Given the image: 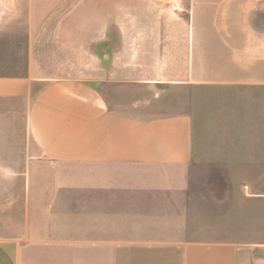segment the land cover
I'll list each match as a JSON object with an SVG mask.
<instances>
[{
  "label": "crops",
  "instance_id": "obj_1",
  "mask_svg": "<svg viewBox=\"0 0 264 264\" xmlns=\"http://www.w3.org/2000/svg\"><path fill=\"white\" fill-rule=\"evenodd\" d=\"M16 1L40 4L39 17L44 3L66 0ZM86 1L97 6L87 14L89 30L105 41L109 0ZM161 1L149 7L161 13L159 24L150 17L151 25L130 27L120 19L124 80L245 89L249 113H263L255 94L264 97V0ZM176 9L187 14L183 24L171 17H181ZM30 17L18 23L22 32L26 26L22 45L0 41V161H14L18 149L21 162L18 170L0 167L7 183L0 190V264H235L232 240L193 238L190 208L169 197L176 189L170 176L158 180L157 169L204 160L192 117L117 112L88 80L47 78ZM1 24L0 38L13 32ZM109 51L103 48V61ZM206 61H215L214 72Z\"/></svg>",
  "mask_w": 264,
  "mask_h": 264
},
{
  "label": "rangeland",
  "instance_id": "obj_2",
  "mask_svg": "<svg viewBox=\"0 0 264 264\" xmlns=\"http://www.w3.org/2000/svg\"><path fill=\"white\" fill-rule=\"evenodd\" d=\"M44 4L45 7H40L44 12L34 17L38 3L16 0L0 3L1 27L13 31L0 41L7 38L10 45L18 46V41L22 45L23 39L26 41V26L22 32L18 23H26L31 15L32 44L40 60V70L47 78L88 80L117 112L145 117L189 114L193 119L195 144L204 160L187 168L157 169L158 180L162 181L164 174L170 176L167 180L176 189L169 197L190 208L188 229L193 238L232 240L237 251L235 264H264V177L255 176L264 170V112L249 113L252 94L228 86L150 85L124 80L125 68L118 61L122 48L120 19L130 27L151 25L150 17L154 18V24H159L161 13L149 7L157 9L156 4H163L161 0H109L106 12L110 16V32L105 35V41L97 39L103 35L89 30L87 14L97 7L92 2L66 0ZM99 4L102 11V2ZM176 12L181 14L178 17L172 13L176 24L187 21L184 10L176 9ZM136 36L141 34L128 35ZM130 45L133 49L135 42ZM103 48L105 53L110 50L109 60L103 61ZM93 54L100 60L94 59ZM213 62L206 61L209 72H214ZM178 75L180 70L175 76L177 80ZM257 101L264 102L262 94H255ZM252 123L256 126L254 131L249 128ZM14 135L22 138L21 133ZM19 153L16 149V159L0 161V167L20 169ZM250 157L254 159L250 161ZM6 185L0 179V190ZM1 222L0 233L4 232Z\"/></svg>",
  "mask_w": 264,
  "mask_h": 264
}]
</instances>
